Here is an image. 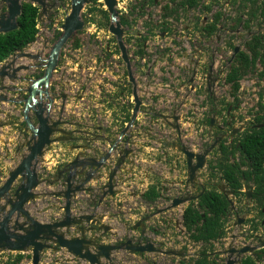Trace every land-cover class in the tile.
Segmentation results:
<instances>
[{
	"label": "rangeland",
	"instance_id": "obj_1",
	"mask_svg": "<svg viewBox=\"0 0 264 264\" xmlns=\"http://www.w3.org/2000/svg\"><path fill=\"white\" fill-rule=\"evenodd\" d=\"M19 2L21 4L33 3L40 8V33L37 40L23 52L38 55L40 57L39 60H46L53 45L58 40V33L62 32L66 17L71 12L72 2L71 0H38L37 2L19 0ZM168 2L169 0H157V5L149 3L150 5L145 6L141 12H139V6L142 0H118L117 2L119 11L124 14L129 12L132 7H138L131 16L135 28L133 29V26H123V29L139 97L143 100V106L138 117L140 122L134 128L139 134H135L132 131L133 134L130 139L132 145L137 142L138 146L141 145V148L137 150V157L132 158L133 165L125 166L126 172L139 175V170L144 169L147 171V166L153 161V171L149 172L152 176L151 181H155L157 177V182L160 186L161 183L168 186L177 179L179 181L187 178L183 162H179L177 167L174 168V162H172V160H175L174 157L171 158L170 156L168 158L170 164L167 166L161 161L163 159L161 156L162 148L157 146L155 142L156 140H161L170 132L167 124L161 122L162 115L168 118L173 115L181 116L180 121L183 122L180 126L184 136L181 142L185 146H197L196 150L199 151L213 143L214 135H208V126L206 124L207 118H214L211 110L212 101L210 98L204 99L205 80L203 75L199 74L195 85H187L193 77L190 57L194 55L195 50L200 49L206 55L212 53L213 50H217V59L221 61V67L225 70L229 58L233 55L231 45L240 46L244 49L249 33L247 29H242L240 26L237 32L233 33V30L237 27L235 16L241 10L243 11L240 0L235 6L229 4L230 0H203V6L191 10L189 13L185 12L173 24L170 22L172 26H170L169 32L163 30L165 36L160 37L157 34L161 29H157L155 26L161 23L160 6ZM7 5L6 3H0V15L7 13ZM95 5L97 7L93 12L89 9L94 6V3L90 1L85 6L82 13V19L85 23L84 29L76 33L61 52L59 67L54 73L49 87L50 98L54 100L50 117L53 121L73 122L82 126V128L95 127L90 121H106L105 126H109L111 129L114 128V134L116 135L120 133L124 122H128L126 117H128L134 106L133 85H129V78L127 72H125V65L121 60L117 41L109 31L111 21L110 19H104L101 13V10L107 11L104 1L97 0ZM204 7H210V9L206 10ZM220 11L224 16L219 25L220 30L214 40L208 41L202 35L201 23L202 21L206 24L211 23L214 15ZM244 12L247 14V11ZM146 13L151 14V19L148 20L146 18ZM252 21L249 26L251 32L264 33V20L259 18ZM138 33L143 34L148 39L145 43L146 51H144L147 53L146 62L143 63H141V59L137 60L136 57L137 52L141 50V45L144 46L143 42L140 44L138 42L140 40ZM129 34L131 37H129ZM196 39L198 41L193 45ZM20 53L22 52L18 54ZM151 60L157 63L153 68H151ZM13 61H15V65L12 66L9 73H12V69L17 67L29 68L20 71L17 74L18 78L16 81L6 78V85L16 89L10 95V98L18 102L14 105H1L3 110H6V112L10 110L12 114L10 121H7L10 125L12 124V129H5L1 134L2 139L8 143L10 138L21 143L25 135L24 130L30 135V138L32 136L23 119L24 100L28 96L27 90L33 81L43 76L45 68L43 66L37 67L39 64H44L42 61H35L29 58L14 59V57H10L8 64ZM261 70L260 66H256L252 72L246 74L241 83L238 109L231 113L240 117L235 120L237 127H240L242 121L248 124L247 121H250L251 115L262 113L260 107H258L260 94H262L264 89L263 80L259 78ZM146 71L152 72L151 78L144 77ZM230 91L227 85L221 83L217 90V96L221 98L222 102L225 100L231 102ZM83 94L87 95L85 101L81 99ZM64 97H67L65 102ZM77 97L80 99L78 102ZM44 103L48 104L46 98H44ZM78 103L81 104L82 108L74 114V106L75 104L80 105ZM220 113L221 110L219 109L216 120L218 122ZM88 115H91V117L88 118ZM30 116L34 120V114L31 113ZM156 116H158L160 124L153 126L150 121ZM85 117L86 119H84ZM77 119L80 120L76 121ZM170 121L172 122V120ZM15 123H18V126H14ZM70 124L68 123L63 129L69 131L71 129ZM15 130H17L16 136H14ZM203 130L205 131L204 133ZM70 143L73 142H68V144ZM56 145L51 148L52 151L54 148L61 149V155L66 151L69 156L68 160L74 157L70 153L73 151L67 148L68 145L65 146L66 143ZM16 149L17 147L9 148V146L0 143V184L6 180L10 172L26 155L23 150L18 152L15 151ZM7 155H9V158H7ZM210 158L211 155L208 160ZM140 159L144 163L141 168L137 166ZM66 160L67 158L64 157L46 155L41 164L39 163L37 170L40 185L33 191L36 194L35 200L27 205V210H30L35 219L52 223L55 218L62 219L64 217V212L61 209L62 201L58 199L55 201L51 200L52 196L50 195L54 191H59V188H53L48 183L56 178L57 168L62 162L65 163ZM163 171H168L172 175L176 171L174 175H177V179L171 178L168 180ZM208 176L209 173L206 168V172L203 171L198 177L199 186L204 185L205 188H210L213 184H219L218 179H211ZM209 183L213 184L209 185ZM43 185L47 188L46 190H43ZM198 190H200V187ZM46 193L49 197L42 198L45 197ZM119 199H116L115 202ZM115 202L113 205L110 202H104L99 214L105 216L103 223L111 225L117 237L110 236L101 239L103 243L98 244L118 245L131 240L135 245L138 243L143 245L153 243L160 252L144 254L119 252L113 254L112 262L109 264H193V260L199 256V246L192 243L183 231L177 230V222L181 221L183 215L181 209H174L166 214L150 218V214H155L157 211L167 207L166 203L164 204V200L155 205H146L141 199L132 204L124 203V205L116 204ZM90 203L91 201L88 202V207L92 213L95 209ZM6 204L7 201L1 203V206L3 207ZM187 206L188 204L184 206V209ZM184 209L182 207L183 211ZM37 212L43 215L38 216ZM0 217H2L1 213ZM20 221L22 222V218ZM230 221H233V219H230ZM137 223H141L142 226L141 229L135 230L134 226ZM228 226L230 225L228 224ZM248 233H250V228L246 225L242 228L230 229L225 239L214 243V248L217 251H222L224 248L228 250L231 247L243 248L246 246V242L250 243L252 241H250ZM19 253L26 258L18 264H32V253L30 250L25 252L0 250V264H12L15 255ZM47 253L48 250L42 254L41 264H56L57 260L64 261L66 257L62 252L58 254ZM220 263L225 264L222 262V258ZM260 264H264V260Z\"/></svg>",
	"mask_w": 264,
	"mask_h": 264
},
{
	"label": "water",
	"instance_id": "obj_2",
	"mask_svg": "<svg viewBox=\"0 0 264 264\" xmlns=\"http://www.w3.org/2000/svg\"><path fill=\"white\" fill-rule=\"evenodd\" d=\"M33 1L37 2L38 0ZM103 1L110 14L111 23L109 31L116 38L122 59L127 65L129 80L133 84L135 108L133 110L131 122L127 123L125 129L117 134V140L110 147V150L106 155L103 156V153L100 151L101 145L95 146V148L86 145L74 147L76 148L75 150H81L82 152L73 151L75 152V159L72 162L65 163L63 167L57 168V174L55 175L56 178L48 183V185L53 188H59V191H54V193H51L50 195L56 199H63L65 201L63 207L64 217L56 222L47 223L35 219L30 210H27V205L35 200L36 194L33 191L40 185L37 170L39 163L41 164L44 157L52 151L51 148L54 144L56 145L65 142L64 137L68 135L67 131L63 129L68 125V122L51 120L50 112L52 111L54 100L50 98L49 87L54 77V73L59 67L60 55L64 46L76 33L84 29L85 23L82 19V13L85 6L90 3V0H71V12L66 17L62 26V35L53 45L46 60H39L40 57L38 55H31L25 52L20 54L17 52L11 56L14 57V59L29 58L35 61H42L44 64H39L37 67L40 68L43 66L45 68L43 76L33 81L28 88V96L24 100L23 119L26 127L31 131L32 136L31 138L29 136L26 142H21L20 144H23L17 147L16 151L20 152L23 150L26 152V155L14 170L10 172L6 182L0 187V213L2 214V217H0V250L13 252H25L30 250L32 253V264H41L42 254H44L46 250L58 254L61 252L59 248L65 251L64 254L67 257V262H74L77 259L76 264H109L112 262V254L115 251L122 249H127L131 254L160 252V250L156 249L153 243H147L145 245L138 243L137 245H134L131 240H128L123 246L117 247L115 245L106 244L98 245L96 241L93 239L90 240L85 236V233H90V231L96 230L112 235L114 234L111 231V225L109 226L103 223L105 219L104 215L88 214L83 211L85 207L81 206V204L86 201L88 195L91 193L92 189L89 185L95 180H100L99 178H102L99 174L101 167L103 166L101 158L103 157L102 161L106 162L115 155L113 150L118 153V161L115 163L114 170L108 175L109 183H103V188L107 189V191L109 189L112 195L116 193V191H113V188L116 186L115 184H117L119 180L123 181L122 179H119L116 174L118 172H126V160L130 159L129 155L131 153L127 148L119 150L116 147L124 136H127L129 140L126 144L130 143L131 135L129 133V126L135 122L139 115L140 107L143 105V100L140 99L138 94L137 82L133 75L129 54L124 43L125 31L119 18L120 14L117 11L118 0ZM0 3L8 4L7 13L0 15V34H8L18 29L17 19L21 16L22 4L19 0H0ZM238 51L239 49L237 48L236 52ZM8 60L9 59L0 64V141H2L5 146L10 145V142L8 143L2 140L1 132H3L5 128L11 126L7 121L12 118V114L10 110L8 112L3 110L1 105H14L18 102L15 99L10 98V95H12L16 89L8 87L5 81L6 78L16 81L18 78L17 74L20 71L29 68L17 67L12 69V73H9V70L15 65V61L8 64ZM195 76L196 75L192 78V82L195 81ZM44 98L48 100V104L44 103ZM31 113L34 114V120L31 119ZM163 117L166 121L172 120L173 122L170 121L165 123L180 134L179 123L181 116L173 115L168 118L163 115ZM4 118L5 120H3ZM108 127L109 126H106V128ZM114 130L115 129H111L113 133ZM103 131L104 130H102V132ZM179 134V140L181 141L182 136ZM101 138L107 140V137L105 136H102ZM109 143L111 142L109 141ZM97 144L101 143L98 142ZM162 144L163 147L178 150L186 156L189 169V182L192 184L195 182L199 170L203 169L205 166L206 159L213 149L212 145L209 150L199 154L195 153L191 147H187L181 142L180 144H177L164 141ZM96 148L100 155L91 156L89 152L94 151ZM90 171L94 174L89 176ZM76 172L80 173L82 179L77 182H71L70 179L67 182L63 181L66 173L71 175ZM17 181L20 182L14 190V185ZM227 188L228 187L224 185L223 192L228 198V195H232L233 193L226 190ZM46 196L49 195L47 194L45 197ZM3 200L7 201V204L2 207L1 203ZM185 201H187V199ZM181 202V200H176L173 206L176 207L181 204ZM231 204H233L232 200ZM23 217L26 221L22 223L20 220ZM244 219L245 218H242L241 220L238 217V223L236 224L238 225L237 227L241 228ZM89 224L95 226L91 229H87ZM141 226V223H138L135 229ZM75 230L80 233V237L70 236L72 235L70 231ZM261 246L264 247V239L261 241ZM251 252H253L251 247H243L239 250L241 260L239 259V262H236L231 258V255L237 253L236 249H229L227 251L229 255V261L227 264H241L242 255Z\"/></svg>",
	"mask_w": 264,
	"mask_h": 264
},
{
	"label": "flooded vegetation",
	"instance_id": "obj_3",
	"mask_svg": "<svg viewBox=\"0 0 264 264\" xmlns=\"http://www.w3.org/2000/svg\"><path fill=\"white\" fill-rule=\"evenodd\" d=\"M240 1L242 3V6H243L244 5L243 0H240ZM179 2H180V0H177L176 3H174L173 6H171L172 8L175 9V11L168 18L163 16V7L166 4L160 6L161 23L157 24L155 26V27H157V29H161V31L157 34V35H160V37L165 36V33H163V30H166L167 32H169L170 26H172V24L174 22H176L181 17L182 14H184L185 12L189 13V11H191L190 8H188V10H187V9H183L182 7L178 6ZM237 2H238V0H230L229 4H231L232 6H235V5H237ZM252 2H253V4L256 2V4L259 6H262L264 4V0H252ZM252 2H245V4H247V6L249 7V6H252ZM149 3H151L152 5H154V4L157 5V0H142V3H140V6H139L140 7L139 12L143 11L144 7L147 6ZM136 8H138V7H136V6L132 7L129 12L124 14V13H121L119 11V8L117 7V11L120 14L119 18L121 20L122 26H124V27L125 26L126 27L133 26L132 28L133 29L135 28V26L133 25L134 21L131 19V16L134 14V10ZM244 11H247V14L249 13V11L247 9H244L243 11L241 10L240 13H237V15L235 16L236 17L235 23H236L237 27L235 28V30H233V33L237 32L238 27L240 26L242 29L243 28L245 30L247 29V31L249 32L248 33V39L245 42L244 49H242L240 46H235V45L232 46L231 45L233 55L229 58V61L227 62L228 65H227L225 70L223 67H221V61L217 59V56H218L217 50H213V51L211 50L212 53H209L208 55H206V53L200 49L195 50L194 55L192 57H190V63L192 64L193 77H194V75H196V76H195V81L192 82V78H193L192 77L189 80V82L187 83V85L188 86L195 85L197 82L196 78L199 76V74L203 75V79L205 80L204 90H203V92L205 93L204 99H209V98L211 99V101H212L211 102V104H212L211 110L213 111V115H214V118L209 117L206 119V124L208 126V129H207L208 135H214L213 136V143H211L207 148H205L203 150H199V151L196 150L197 146L196 147L193 145L191 146V148L194 150L195 153L199 152V154H201V153L205 152L206 150H209L211 148V146L213 145V149L209 153V155L206 159L205 166L203 167V169L199 170L195 182L193 184L189 182V169H188V165H187L186 156L183 155L182 153H180L178 150H173L171 158L174 157L177 164L179 162H183V166L185 167V173H186V177H187V178H185L186 180L181 179L178 181L177 175H174V173L176 171L173 173V175L170 174L168 171L167 172L163 171L164 175L168 177V180L171 178H173L174 180H176V179L177 180L171 182L168 186H165V184L163 185L162 183L160 186L157 182V177H156L155 181L154 180L151 181L152 176H150V175H149L150 177L148 176L149 177L148 181H146L145 178H144V180H142L140 177L139 181L143 182V184L141 186L146 185V191L140 197H136L135 194H131L132 192H130V194L126 193V190L131 188L130 185L132 184V181L133 182L137 181L136 177H134L130 181V184L128 183V185L127 184L125 185L124 181L119 180L118 183L115 184L116 185L115 188H113V191L114 192L116 191V193L114 195H112L110 193L109 189L107 191V189L103 188V183H106V182L109 183L108 175L114 170L115 163L118 161V155H117L118 153L115 152V150H113L115 155L112 156L110 159H108L106 162L102 161L103 157L101 158V163L103 164V166L101 167L99 174L102 176V178H99L100 180H95L92 184L89 185V187L92 189L91 193L88 195V198L86 199V201L81 204V206L85 207V209H83L84 212H87L88 214L91 213V211L89 210V207H88L89 206L88 202H90V201H91L90 204L93 205V208L95 209V211H93L92 214H96V215H99V211L101 209V206L104 204V202H110L113 205L115 200L118 198H120V199L117 200V202H115L116 204L117 203H119L121 205H124V203H131L132 204L135 201L141 199V200H143V202L146 205H149L147 202V199L150 196V193H151L150 190H151L152 186H154L158 189L159 196L156 199V201L150 205H155V204L161 202L162 200H164V204L166 203L167 207L165 209L157 211L155 214H150L149 215L150 218L158 216V215L166 214L167 212H170L171 210H174V209H181V213L183 215H182L181 221L177 222V230L180 229L186 235V229L184 227V212H185V210L191 204L197 205L199 203L201 197L203 195H205L207 192L215 191L218 195H222L228 203V207H227L228 208L227 209L228 223L226 224L227 225L226 226V233L230 229L239 228V227H237L238 225H236L238 223V221H237L238 217L241 220H242V218H245L242 221L243 223L241 224V228L244 227V225L249 226V228H250V233H248V236L250 238V241L251 240L252 241L250 243L246 242L245 245L248 247H251V249H253V252L242 255L241 264L247 258H252L253 260H255L256 264H260L261 261L264 260V247L261 246V241L264 239V193H257L256 192V189L258 187L257 182L262 180L264 172H263V174H259V178H258L256 174L251 173L252 170L249 171V168L247 166H242L241 163L244 159H243V155L240 151V149L242 148L241 143L243 141L252 137L254 131H258V130H261L264 128V120H263V123L260 122L261 118L263 117L262 115H264V111H263V113H257V114L251 115L252 118H249L250 121H247L248 124H245L244 123L245 121H242V124L240 125V127H237L235 120L239 119L240 117H237L236 115H232L231 113H232V111L235 112L238 109L239 92L241 90V83L245 77L240 81V90L238 92V97H236V98L233 97V95H232V86L227 82V78H228V75L230 73V68H232V66H234V63H236V57L239 55V53H241V52H247L248 53L249 52L248 51V44L249 43L253 47H255L253 43L260 44V43H257V41H256L257 39L260 40V42H261V40L264 39V33L263 32L262 33H258L255 31L251 32V28L248 29L247 27H245V25L247 23H248V26H250V24L253 22L252 21L253 19H259L260 13H259V15H257V17H249V14L248 15L245 14ZM218 14L222 15L221 11L217 12V15ZM108 16L110 19L109 13H108ZM146 18L148 20L151 19V14L146 13ZM223 18H224V16H223ZM223 18H221L219 20V23H218L219 29L216 30L213 34L207 33V31L205 29L207 26L211 25L214 22V17L212 18L211 23L206 24L205 22L202 21V23H201L202 31H203L202 35L205 37L206 40L212 41V40H214V38H216V36H217L216 34L220 30L219 25H220L221 21L223 20ZM170 22H172V24H170ZM263 23H264V21H263ZM236 34H239V33H236ZM136 35H134V36H136ZM129 37H131V35ZM125 38H126V36L124 34V43H125L127 51H128V45H127ZM138 38L140 39L138 41L139 44L141 42H143L144 46L141 45L142 46L141 50L137 52L138 56L136 55V57H137V60L141 59L140 61H141V63H143V62H146L145 58L147 57V53H145L144 51H146L145 43L148 39L146 36H143V34H141V33H138ZM115 40H116V38H115ZM197 41H198V39H196V41L193 42V45H195V42L197 43ZM134 43H135V41H134ZM118 48H119V46H118ZM237 48L239 49L238 52H236ZM128 54H129V51H128ZM120 56H121L122 62L125 65V72H127V75H128L127 65L124 62V60L122 59L121 51H120ZM129 58H130V54H129ZM130 63L132 66L131 59H130ZM134 64H135V62H134ZM156 64H157L156 61L151 60V68L156 66ZM257 66L261 67L259 62L257 64ZM151 75H152L151 71H146L144 74V77L145 78H151L150 77ZM128 82H129V85L132 84L130 82V80H128ZM221 83L227 85L230 88V90H231L230 95H231V100H232L231 102H228L226 100L222 102L221 98L217 96V90H218ZM263 83H264V80H263ZM194 90L197 91L196 88H194ZM262 93L264 94V89H263ZM86 96H87L86 94L81 95L82 101H85ZM63 99L65 102L67 97H64ZM133 99H134V97H133ZM78 101H80V99H78V97H77V102ZM259 102H260V99H259ZM78 104H80V103H78ZM141 107H140L139 113L141 111ZM74 108H75L74 114H76V111L80 110L82 107H81V104L80 105L75 104ZM134 108H135V101H134V106L132 107L130 114L128 115V117H126V119H128L127 120L128 122H124V126L121 129V131H123V129H125L127 123L131 122V118L133 115ZM219 109L221 110V113L219 114L220 116H219V122H218L216 120H217ZM96 113H98V111H96ZM89 117H91V115H88V118ZM138 117H139V115H138ZM138 117L136 118L135 122L129 126V133L131 136L134 132H135V134H139L134 129L136 127V124L138 122H140L139 121L140 119H138ZM84 119H86V117ZM79 120L80 119H77L76 121H79ZM9 121H10V119H9ZM66 122H68V121H66ZM90 122L92 124H94L95 127L90 126L88 128H82V126L77 125L76 123L68 122V123H71L70 124L71 129L69 131L66 130L68 135L66 137H64L65 142H63V143H66L65 146L68 145L67 148L71 147V150L73 149L72 151H75V152H80L81 150H79V151L75 150L76 148H74V147L86 145L88 147L95 148V146L101 145L100 151L103 153V156H104L110 150V147L117 140L116 139L117 134L115 135L111 131L110 127L106 128V126H105L106 121H90ZM150 122H151V125H153V126L154 125L158 126L160 124V120H159L158 116H156L154 119H151ZM161 122H170V121H166L162 115ZM180 122L181 123H179V125L180 124L182 125L183 121H180ZM142 126H143V124H142ZM167 127L171 128V130H174L169 125H167ZM94 130H95V132H94ZM102 130H104V131L102 132ZM131 131H133V133ZM23 132L25 133V135L23 136L22 141L26 142L29 138V135L25 130ZM174 132L178 133L176 130H174ZM204 132L205 131L203 130V133ZM179 135H182L181 126H180V134ZM102 136L107 137V140H104L103 138H101ZM93 139H95V140H93ZM172 140L173 141H170L171 143H177V144L179 143L180 144V142H181L175 134H172ZM200 140H202V138H200ZM109 141L111 143H109ZM128 141H129L128 137L124 136V143H127ZM68 142H73V143L68 144ZM98 142H100L101 144H97ZM122 142H123V138L121 139V141L117 145V147H116L117 149H119V150L122 149ZM135 145L136 144L131 145L129 143L127 146V149L131 151V153L129 155L130 157L132 155H134V156L137 155V150L139 149V147L134 148L133 146H135ZM220 146H225L226 148L229 149V153L227 154L228 158L223 159V161L220 163L223 164L224 162H227L233 168H236V170L238 172L237 178H238L240 184L242 185L241 191L233 190L231 188V186L228 184V182L224 179L223 175L219 172V167L216 166L219 158H221V156H222L220 153V150H219ZM75 152H73V153L70 152V153L74 155ZM89 154L91 156H99L100 155L97 148L94 151H90ZM210 155H211V158L208 160ZM57 156L67 158L65 163L72 162L76 157V156H74L72 159L68 160L69 156L67 155L66 151L62 155L58 154ZM7 158H9V155H7ZM227 159H229V161H227ZM127 160L129 161L130 159H127ZM175 160H172V162H175ZM62 161H64V160H62ZM65 163L62 162L59 167H63L65 165ZM143 164H144L143 160L140 159L137 166L138 167L140 166V168H141V167H143ZM163 164L165 166L169 165L170 164L169 159H167L166 161H163ZM211 164L215 166V169L210 168ZM240 165H241V168H238V166H240ZM111 166H114V167L111 168ZM206 168H207V171L209 173L208 177L211 179H218L219 184L209 183V185L213 184L210 188H205L204 185L199 186L198 177L203 171L206 172ZM147 171L148 172L153 171V162L152 161H151L150 165L147 166ZM241 172H246V175L240 174V176H239V173H241ZM91 174H94V173L90 171L89 176ZM68 175L69 174L66 173V175L64 176V179H63L64 182H67L69 179L71 182H77L80 179H82V176L80 175L79 172L73 173L69 176ZM116 175L118 177L119 172ZM71 176H72V178H71ZM95 179H98V178H95ZM224 185L228 187L226 190H229L231 193H233L232 195L229 194L228 198L226 197V195L223 192ZM0 186H1V184H0ZM141 186H138V182H137L136 187L139 188ZM136 187H134V189ZM199 187H200V190H198ZM248 194H250V195H248ZM186 199H187V201H185ZM242 199H244V200H242ZM88 200H90V201H88ZM176 200H181L182 202L178 206L174 207L173 205H174V202ZM231 200L233 201V204H231ZM234 201H236V202H234ZM4 202H6V201L3 200L2 203H4ZM186 204H188V206L184 209V206ZM182 207H183L184 211L182 210ZM62 212H64L63 209H62ZM63 216H64V214H63ZM230 219H233V221H230ZM24 221H26L25 218L22 222H24ZM53 221L56 222V221H59V219L55 218ZM228 224L230 226H228ZM137 225H138V223L134 226V229H135V227H137ZM93 226H95V225H93ZM93 226L89 224L87 229H91V228H93ZM111 228H112L111 229L112 233H114L113 235L109 234V233H104L103 231L99 232L96 230V231H90V233H85V236L90 240L93 239L94 241H96L97 244L103 243V242H101V239H105V238L110 237V236H112L114 238L117 237L114 228L112 226H111ZM139 228L141 229V227H138L137 229H139ZM137 229H135V230H137ZM70 233H72V235H70L71 237H80L81 236L80 233H78L76 230L70 231ZM143 235H145V234L143 233ZM141 237H142V235H141ZM245 240H247V239H245ZM125 243L126 242H122V243L115 245V246H117V247L123 246ZM133 244H134V242H133ZM229 249H236L237 253L234 255H231V258H233V260H235L236 262H239V259L241 260V255L239 254V250L242 249V247H240V248L231 247ZM59 250H61L62 254L65 253V251L62 250L61 248H59ZM228 250L224 248V250H222V251H217V249H215V253H213V257L216 259L218 264H221L220 263L221 258H222V262H224L225 264L228 263V261H229V255L227 253ZM119 252L121 253V252H128V251H127V249H122L119 251H115L113 254H116ZM113 254H112V256H113ZM133 254H137V253H133ZM199 257H200V255L195 260H193V264ZM66 259H67V257H65L64 261H57L56 264H76L77 263V259L74 262H67Z\"/></svg>",
	"mask_w": 264,
	"mask_h": 264
},
{
	"label": "trees",
	"instance_id": "obj_4",
	"mask_svg": "<svg viewBox=\"0 0 264 264\" xmlns=\"http://www.w3.org/2000/svg\"><path fill=\"white\" fill-rule=\"evenodd\" d=\"M94 3L89 10L95 11L97 7L95 4L97 0H90ZM177 0H169L168 4L163 7V16L168 18L175 11L173 6ZM245 2H252V0H243L242 9L249 11V17H257L264 19V4L259 6L256 2L252 6H247ZM178 6L183 9L190 8L191 10L200 6H203V0H180ZM206 10L210 7H204ZM99 10V9H98ZM104 19H109L108 12L101 10ZM222 14V13H221ZM39 15L40 8L32 3L22 4L21 16L17 19L18 29L8 34H0V64L9 59L14 53L23 52L29 45L37 40L40 33L39 30ZM223 15V14H222ZM222 15H214V22L206 27V31L209 34H213L219 29L218 23ZM165 18V19H166ZM250 22V21H249ZM248 29V23L245 25ZM62 35V32L58 33V39ZM257 43L253 47L248 44V53L241 52L236 57V63L230 68V73L227 78V82L232 86L233 97H238L240 90V81L246 76L247 73L252 72L257 66L258 62L261 65L262 71L259 74L260 80H264V39L256 40ZM262 113L264 111V94H260V102L258 103ZM257 114V113H256ZM260 122L263 123L264 115ZM240 149L243 155L242 166H247L251 173L256 174L259 178V174L264 172V128L253 132V136L246 139L241 143ZM221 158L217 162L219 172L223 175L224 179L228 182L231 188L235 191H241L242 185L237 178V170L233 168L229 163L220 162L223 159L228 158L229 149L225 146H220ZM218 152V151H217ZM229 161V159H227ZM241 165L238 168H241ZM211 169H215L214 165H210ZM240 174L246 175V172ZM257 193H264V175L262 180L257 182ZM150 196L147 199L148 204H152L159 196V191L156 187L152 186ZM228 203L222 195H218L215 191H209L203 195L197 205L191 204L184 212V227L186 229V235L188 239L199 246L200 257L194 262V264H218L213 257L215 253L214 243L226 238V224L228 223ZM26 257L21 253L15 255L12 264L21 263ZM242 264H256L252 258H247Z\"/></svg>",
	"mask_w": 264,
	"mask_h": 264
},
{
	"label": "built area",
	"instance_id": "obj_5",
	"mask_svg": "<svg viewBox=\"0 0 264 264\" xmlns=\"http://www.w3.org/2000/svg\"><path fill=\"white\" fill-rule=\"evenodd\" d=\"M132 132V131H131ZM170 137L168 136L167 137V139H169ZM166 139V141H168ZM123 140H124V137H123ZM162 142H163V140H161V141H159V140H156V142H155V144L157 145V146H159L160 148H162V153H161V156H162V160L161 161H166L171 155H172V152H171V149H165V148H163V146H162ZM136 145L135 146H133L134 148L135 147H139V149L141 148V145H139L138 146V144L137 143H135ZM122 149H125V148H127V146H128V144H125V143H122ZM125 147V148H124ZM137 157V155H132L131 157H130V162L128 161V160H126V165H133V163H132V158H136ZM153 162V161H152ZM153 164H154V162H153ZM177 162H176V160H175V162H174V165H173V167L174 168H176L177 167ZM114 166H111V168H113ZM140 172H139V175H136V174H130V172H124L123 174L121 173V179L125 182V185L126 184H130V181L134 178V177H136V179H137V181L136 182H133L132 181V184L130 185V187L131 188H129V189H127L126 190V193H129L130 194V192H132L131 194H135L136 195V197H140V196H142L143 195V193L146 191V185H143V186H141L142 184H143V182H140L139 180H140V177H141V179L142 180H144V178H145V180L146 181H148V179H149V175H151L149 172H145V170L144 169H141V170H139ZM142 171V172H141ZM137 182H138V186H141V187H139V188H137L136 186H137ZM134 187H136L135 189H134ZM132 198V197H131Z\"/></svg>",
	"mask_w": 264,
	"mask_h": 264
},
{
	"label": "clouds",
	"instance_id": "obj_6",
	"mask_svg": "<svg viewBox=\"0 0 264 264\" xmlns=\"http://www.w3.org/2000/svg\"><path fill=\"white\" fill-rule=\"evenodd\" d=\"M181 123V122H180ZM18 125V124H17ZM7 128H9V129H12V124H11V126L10 127H7ZM7 128H5V129H7ZM170 129V132L169 133H167L161 140H163V142L164 141H166V139H167V137L169 136L170 138L169 139H167L169 142L170 141H173L172 140V134H175L176 136H177V138H179V136H178V133H175L174 132V130H171V128H169ZM182 139H184V136H183V133H182ZM1 138H2V135H1ZM3 140V139H2ZM161 140H159V141H161ZM10 142V141H9ZM162 142V143H163ZM0 143H3L2 141H0ZM122 143H124V140H123V142ZM135 143H137V142H135ZM171 143V142H170ZM4 144V143H3ZM126 144V143H125ZM130 144H131V142H130ZM132 145V144H131ZM9 146V145H8ZM162 146H163V144H162ZM123 147V146H122ZM125 148V147H124ZM163 148H165V149H169V148H167V147H163ZM171 149V148H170ZM174 149H171V152L173 151ZM119 179H121V172L119 173ZM8 178V177H7ZM6 178V179H7ZM4 180V179H3ZM6 182V180H4L2 183H1V186L4 184ZM18 182V181H17ZM16 182V184L14 185V190H15V188L19 185V182L17 183ZM0 186V187H1ZM45 195H47V193L45 194ZM46 197H49V196H46ZM53 197V196H52ZM54 199H56L55 197H53ZM58 200H60V201H62V203H63V205H62V209H63V207H64V203H65V201L63 200V199H58ZM60 217V216H59ZM57 219H58V217H57ZM59 220H61V219H59ZM23 223V222H22ZM57 263V262H56Z\"/></svg>",
	"mask_w": 264,
	"mask_h": 264
},
{
	"label": "crops",
	"instance_id": "obj_7",
	"mask_svg": "<svg viewBox=\"0 0 264 264\" xmlns=\"http://www.w3.org/2000/svg\"><path fill=\"white\" fill-rule=\"evenodd\" d=\"M17 124H18V123H17ZM17 124L15 123L14 126H17ZM14 126H13V127H14ZM7 129L9 130V128H7ZM7 129H6V130H7ZM16 131H17V130H15V132H14V136H16ZM28 135H29V134H28ZM14 136H13V137H14ZM29 136H30V135H29ZM13 139H15V138H13ZM9 141H10V143H9V144H10V145H9V148H11V147H15V148H16V147H19V146L21 145L19 141L12 140L11 138L9 139ZM54 146H57V145L54 144L53 147H54ZM69 149H71V147H70ZM15 151H16V150H15ZM60 151H61V149H55V148H54L53 151H50V152H49V155H47V156H51V155L54 156V155H55L56 157H58L57 155L60 154ZM145 172H146V171H145ZM138 174H139V173H138ZM150 176H151V175H150ZM150 176H149V177H150ZM46 189H47V188L43 185V190H46ZM49 190H50V189H49ZM51 190H53V189H51ZM42 198H48V197H42ZM38 200H39V199H38ZM51 200H54V201H55L56 199H54V198L52 197ZM37 214H38V216H42V215H43V214L40 215V213H38V212H37ZM23 220H24V218H22V221H23ZM40 221H41V220H40ZM47 254H49V252H48ZM50 254H51V253H50Z\"/></svg>",
	"mask_w": 264,
	"mask_h": 264
}]
</instances>
